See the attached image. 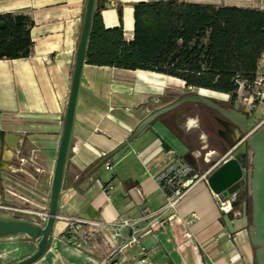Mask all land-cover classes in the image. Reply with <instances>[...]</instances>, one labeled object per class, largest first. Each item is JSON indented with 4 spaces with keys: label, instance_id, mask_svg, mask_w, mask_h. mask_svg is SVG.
Segmentation results:
<instances>
[{
    "label": "crops",
    "instance_id": "1",
    "mask_svg": "<svg viewBox=\"0 0 264 264\" xmlns=\"http://www.w3.org/2000/svg\"><path fill=\"white\" fill-rule=\"evenodd\" d=\"M135 1L94 0V9L101 8L105 28L122 25L124 39L130 41ZM183 1L264 10V0ZM84 8L85 0H0V15L22 12L29 16L33 42L27 56L0 59V131L4 132L0 154L8 161L0 171V203L47 212ZM166 78L180 80L143 69L89 64L84 56L57 218L46 249L31 264H136L143 256L138 246L121 245L124 239L110 237L107 230L96 229L87 240L82 235L73 240L65 232L66 218L136 221L140 244L148 250L142 264H254L247 218L237 211L231 215L221 212L204 181L190 188L174 210L161 215L174 212L194 245L184 243L178 249L177 244L185 242L178 226L151 229L147 223L153 217L141 219L144 210L153 212L166 202L168 194L155 177L169 160L184 157L196 174L208 176L228 157V149L222 156L216 149L205 152L206 134L197 129L191 134L195 121L179 124V112L168 111L93 168L104 154L125 141L146 115L168 104L151 108L152 97L164 93ZM183 130L189 133L185 140L181 138ZM162 141L168 148L161 146ZM30 217L38 220L35 215ZM128 232L124 229V238ZM18 237L32 244V252L36 249V241Z\"/></svg>",
    "mask_w": 264,
    "mask_h": 264
},
{
    "label": "trees",
    "instance_id": "2",
    "mask_svg": "<svg viewBox=\"0 0 264 264\" xmlns=\"http://www.w3.org/2000/svg\"><path fill=\"white\" fill-rule=\"evenodd\" d=\"M132 5L130 41L124 39L122 25L105 28L101 8L93 10L87 63L161 73L232 100L238 81L254 80L264 54V10L183 0H137ZM117 11L121 19L120 6ZM0 22V59L27 56L33 45L29 16L8 12Z\"/></svg>",
    "mask_w": 264,
    "mask_h": 264
},
{
    "label": "water",
    "instance_id": "3",
    "mask_svg": "<svg viewBox=\"0 0 264 264\" xmlns=\"http://www.w3.org/2000/svg\"><path fill=\"white\" fill-rule=\"evenodd\" d=\"M93 10L94 0H85L84 16L73 61L69 94L63 116V128L55 160L46 220L41 223L34 217L0 210V239H10L25 235L30 240L36 241V249L30 255L11 264H31L38 260L46 249L55 219L57 218L56 211L62 173ZM3 26L4 23L0 22V28ZM200 90L201 88H197V92L189 90L183 96L146 115L128 138L115 149L104 154L93 168L103 164L143 133L160 116L173 110L183 102L201 104L217 111L225 119V124L234 132V139L228 144V157L208 174L206 184L211 192L222 200L236 196L242 189H246L251 211L247 234L249 242L254 248V264H264V124L246 136L248 130L246 113L234 106L225 108L211 97L202 94ZM0 136H4V132L0 131ZM161 146L168 148L164 141L161 142ZM7 164L8 161L1 156L0 171ZM231 214L232 212L229 213V215Z\"/></svg>",
    "mask_w": 264,
    "mask_h": 264
},
{
    "label": "built area",
    "instance_id": "4",
    "mask_svg": "<svg viewBox=\"0 0 264 264\" xmlns=\"http://www.w3.org/2000/svg\"><path fill=\"white\" fill-rule=\"evenodd\" d=\"M238 90L236 92V98L239 100H248L250 104L252 101L264 106V54H262L259 60L258 69L255 78L252 82L238 81ZM243 93L247 95H243ZM228 95V94H227ZM229 96V95H228ZM264 124V116L260 119L256 127L247 130V135L251 134L257 127ZM109 167V166H108ZM160 184V187L166 191L168 194L166 202L157 210L150 212L144 210V215L141 219L148 221L147 226L151 229L159 228L164 229L166 225L172 227L178 226L179 232L185 238V242L178 243L177 248L181 249L184 243L189 245H194L193 239L185 230L183 224L177 221V216L174 212L170 213L166 217H162L163 213L167 210H174L178 202L186 194V192L192 188L198 181L206 182V174L199 176L196 174L194 167L187 162L184 157H176L169 160L163 169L155 177ZM107 189H111L110 185L106 186ZM216 197L219 209L224 214L229 212H236L233 208L232 203L236 200V196H232L227 200L220 199L217 195ZM0 210L12 213H22L23 215L37 216L38 221L44 223L47 217V212H36L29 209H23L13 204H3L0 203ZM239 213V211H237ZM66 230L65 232L75 240L79 235L83 236L84 240H87L94 230H107L110 237L124 239L121 245L132 246L136 245L139 247L141 258L137 260L136 264H142L147 260V249L140 244L138 238V228L136 226V221H131L129 218H120L114 222L107 221H88L79 218H66ZM124 229H128V235L124 238L122 233Z\"/></svg>",
    "mask_w": 264,
    "mask_h": 264
},
{
    "label": "rangeland",
    "instance_id": "5",
    "mask_svg": "<svg viewBox=\"0 0 264 264\" xmlns=\"http://www.w3.org/2000/svg\"><path fill=\"white\" fill-rule=\"evenodd\" d=\"M166 83H167L166 85L167 87L164 89V93L160 96V98L152 97L151 100L152 109L164 103H169L173 99L179 97L186 90H190L193 92L197 90V88L194 87H186L182 80L166 78ZM201 93H204L205 95L208 96H212L213 98H215V100L220 101L222 103L233 105L238 110L247 112L249 114L248 129H253L254 127H256L262 116H264V113H261V111L264 110V106L254 101H252V104H250L248 100H239L238 98L232 100L230 96L217 94L209 90L201 91ZM243 95H247V94L243 93ZM191 121L193 120L191 119L188 120L189 123H191ZM195 132H196V128L192 127L191 134H194ZM244 191L245 190L242 189L236 195L235 201L237 202V207H235L234 209L236 211H239V213L244 214L245 217L247 218L248 224H250V220H251V211L249 208L250 201L248 202V209L246 210L245 199L247 196L246 197L244 196L243 194ZM33 248L34 247L32 246V244H30L27 239L22 237L17 236L15 238H10V239H0V264H11L15 261H18L30 255L29 253L32 252Z\"/></svg>",
    "mask_w": 264,
    "mask_h": 264
},
{
    "label": "flooded vegetation",
    "instance_id": "6",
    "mask_svg": "<svg viewBox=\"0 0 264 264\" xmlns=\"http://www.w3.org/2000/svg\"><path fill=\"white\" fill-rule=\"evenodd\" d=\"M188 91L189 90H186L179 97L183 96ZM195 92H197V90ZM209 97L215 100V98H213L212 96ZM177 98H175L174 100H176ZM215 101L225 108L233 106L217 100ZM173 111L179 112L177 123L185 124L186 122H188V120L191 119L197 123V131H202L206 134L207 144L205 146V152L210 151L211 149H216L220 156L226 153L228 144L234 139V132L228 125L225 124V119L217 111L205 107L201 104H195L191 102H183L182 104L174 108ZM245 113L247 115L248 125L249 114L247 112ZM188 134V132H185L183 130L181 135L182 140L187 139L189 136ZM244 190L246 191V189ZM248 202L249 196L247 194V197L245 199L246 210L248 209Z\"/></svg>",
    "mask_w": 264,
    "mask_h": 264
}]
</instances>
